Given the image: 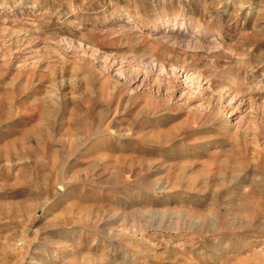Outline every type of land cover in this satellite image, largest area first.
Wrapping results in <instances>:
<instances>
[{"label": "rangeland", "instance_id": "374dc122", "mask_svg": "<svg viewBox=\"0 0 264 264\" xmlns=\"http://www.w3.org/2000/svg\"><path fill=\"white\" fill-rule=\"evenodd\" d=\"M0 264H264V0H0Z\"/></svg>", "mask_w": 264, "mask_h": 264}, {"label": "bare ground", "instance_id": "6f19581e", "mask_svg": "<svg viewBox=\"0 0 264 264\" xmlns=\"http://www.w3.org/2000/svg\"><path fill=\"white\" fill-rule=\"evenodd\" d=\"M105 218V217H104ZM105 223V222H104ZM98 225V224H97ZM100 225V224H99ZM103 225H105V224H103ZM107 225V224H106Z\"/></svg>", "mask_w": 264, "mask_h": 264}]
</instances>
